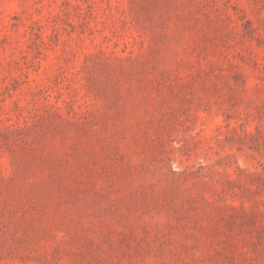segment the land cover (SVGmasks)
<instances>
[{
    "label": "rangeland",
    "instance_id": "1",
    "mask_svg": "<svg viewBox=\"0 0 264 264\" xmlns=\"http://www.w3.org/2000/svg\"><path fill=\"white\" fill-rule=\"evenodd\" d=\"M0 264H264V0H0Z\"/></svg>",
    "mask_w": 264,
    "mask_h": 264
}]
</instances>
